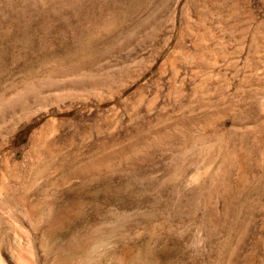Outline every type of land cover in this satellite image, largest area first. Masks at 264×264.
Here are the masks:
<instances>
[{
	"label": "rangeland",
	"instance_id": "rangeland-1",
	"mask_svg": "<svg viewBox=\"0 0 264 264\" xmlns=\"http://www.w3.org/2000/svg\"><path fill=\"white\" fill-rule=\"evenodd\" d=\"M106 1L0 0V256L264 264V0Z\"/></svg>",
	"mask_w": 264,
	"mask_h": 264
},
{
	"label": "bare ground",
	"instance_id": "bare-ground-1",
	"mask_svg": "<svg viewBox=\"0 0 264 264\" xmlns=\"http://www.w3.org/2000/svg\"><path fill=\"white\" fill-rule=\"evenodd\" d=\"M108 1V0H107ZM106 1V2H107ZM221 1H230V2H238L240 0H195V2H202V3H211V2H221ZM64 2V1H63ZM78 2V1H77ZM91 2V1H90ZM102 2V1H101ZM100 2V3H101ZM99 3V2H98ZM92 4V3H90ZM97 4V3H96ZM105 4V2H104ZM75 5V4H74ZM94 5V4H93ZM98 5V4H97ZM100 5V4H99ZM108 5V4H107ZM110 7V6H109ZM91 10V9H90ZM100 10V9H99ZM141 77H137L138 79ZM5 147H2L0 151L4 150ZM18 152L14 151L12 153H6L3 158L0 160V170L3 168L5 171H9L13 168H16L18 165L19 160L17 159ZM33 230V229H32ZM32 232V231H31ZM35 232V230H34ZM33 232V233H34ZM37 233V232H36ZM34 233V235L36 234ZM35 240V239H34ZM33 240V241H34ZM32 242V241H31ZM37 244V243H36ZM21 246V245H20ZM23 247V246H22ZM41 254V252H40ZM54 258V257H53ZM63 258H55V259H45L40 258L37 256H32V250H28L27 248H22L21 257L19 260L14 258H3L0 256V264H64Z\"/></svg>",
	"mask_w": 264,
	"mask_h": 264
}]
</instances>
